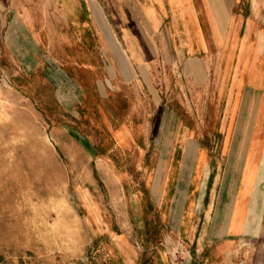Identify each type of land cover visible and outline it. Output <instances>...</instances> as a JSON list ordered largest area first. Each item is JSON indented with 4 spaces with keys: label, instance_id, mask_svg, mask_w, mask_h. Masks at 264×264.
Instances as JSON below:
<instances>
[{
    "label": "rangeland",
    "instance_id": "1",
    "mask_svg": "<svg viewBox=\"0 0 264 264\" xmlns=\"http://www.w3.org/2000/svg\"><path fill=\"white\" fill-rule=\"evenodd\" d=\"M218 1L220 27L185 3L150 21L135 0H0V264H264V0L233 7V33ZM236 130L247 235L183 243L176 138L209 142L212 170Z\"/></svg>",
    "mask_w": 264,
    "mask_h": 264
},
{
    "label": "crops",
    "instance_id": "2",
    "mask_svg": "<svg viewBox=\"0 0 264 264\" xmlns=\"http://www.w3.org/2000/svg\"><path fill=\"white\" fill-rule=\"evenodd\" d=\"M71 0H65V2ZM137 3H144V12L147 14V19L150 21L158 20L153 14L156 9L154 5L169 3H185L188 10L191 9L198 16V8L202 15L206 18L208 24L213 27H220L218 20L213 14L211 5L219 6L218 0H135ZM228 1V0H227ZM240 0H229L226 4V13L223 22L228 24L231 32H236V19L229 16L233 13V7ZM208 5V6H207ZM229 11V12H228ZM240 130H236L233 138L230 141L229 151L227 152V162L213 169L208 170V165L212 160L211 147L209 142H201L200 138H191L183 134V138L177 139L172 151L169 155L168 176L165 183H173L169 189V195L165 201V229L168 225L173 228L172 222L176 225V233L179 241L192 244L197 243V246H212L220 248L225 246L229 241L247 235V189L242 177L237 171L238 147L241 138ZM186 132V130H183ZM211 142V141H210ZM192 148L193 160L191 169L186 178L185 191L181 188L182 177L184 174V165L188 156V150ZM177 156V157H176ZM175 159H178L177 171L169 174L172 166L176 164ZM234 163V165H233ZM208 170V175L205 179V172ZM216 172V173H214ZM181 185V186H180ZM180 186V187H179ZM156 183L153 187V193L156 192ZM115 190V189H114ZM114 192V191H113ZM116 194V192H115ZM175 206V207H174ZM177 208V210H176ZM177 213L175 217L173 213ZM165 236L167 232L162 230ZM152 256L154 264H169L167 258L163 254H148ZM189 264H192L191 262Z\"/></svg>",
    "mask_w": 264,
    "mask_h": 264
}]
</instances>
